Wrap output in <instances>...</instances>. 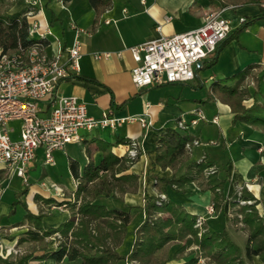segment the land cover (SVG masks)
Instances as JSON below:
<instances>
[{
	"label": "crops",
	"instance_id": "obj_1",
	"mask_svg": "<svg viewBox=\"0 0 264 264\" xmlns=\"http://www.w3.org/2000/svg\"><path fill=\"white\" fill-rule=\"evenodd\" d=\"M41 1L50 13L49 25L56 28L48 37L47 53L53 55L59 50H65L75 38H78L82 45L80 70L60 84L58 93L76 96L87 105L89 114L94 117L110 111L116 118L147 116L151 123L147 129H142L140 122L134 121L125 122L115 130L104 128L91 132L82 131V140L79 143L68 144L63 150L55 152L54 156H63L66 163L65 167L59 170L58 176L46 170L45 167L53 168L57 164L55 162L52 166L45 165L40 150L26 176L28 178L29 174L32 175L39 163L42 164L43 171L38 182H30L27 179L26 200H32L28 202L31 214L36 215L41 210L46 214L41 220L43 230L58 228L70 220L71 210L65 202L76 200L75 192L85 172L91 165H99L105 152H111L119 158L127 156L131 138L139 143L140 155L127 171L117 173L116 177L128 173L135 175L138 178L137 185L134 187L125 184L124 192L116 190L110 196L101 194L92 199V203L106 209L133 208V213H141L145 197L156 196V193L160 192L162 185L159 179L170 177L173 173L169 168L163 170L154 166L156 145L167 129H179L193 140L199 139L203 143L210 140L215 142L206 147H201L202 144L194 146L188 151L179 167V174L184 173L189 164L205 160L213 165L217 178L227 183L226 210L239 208L238 204H235L238 192H241L240 196L246 192L257 201L254 207L258 212L264 211V132L248 123L235 122L230 106L221 102L215 92L218 85L237 84L238 78L231 77L249 67L250 73L242 83L243 87L248 88L249 83L257 86V79H264V21L257 20L260 15L258 6L246 5L220 11L221 15L233 22L230 34L240 26L237 22L239 18L254 21L223 46L212 66H203L202 62L197 67L194 80L139 88L132 81L131 69L135 63L130 48L161 36L181 34L200 27L206 16L215 13L218 8L216 5L211 4L209 0H109L108 5L99 7H94L90 0ZM12 2L8 13L25 10L24 0ZM262 3L264 6V0ZM62 11L68 14L67 23L60 15ZM96 53H109L110 56L97 59L94 56ZM255 98L259 100L260 96L249 97L243 102L244 105L250 107ZM197 110L206 120L198 122L196 126L203 123L206 130L199 128L198 132L193 134L190 132V124L181 116L188 114L192 119L193 112ZM215 117L217 123L211 122ZM181 120L186 123V129L178 127ZM72 164L77 166L80 178L74 175ZM8 173L7 170L0 169V245L7 246L15 245L16 239L8 240L4 238L3 233L18 227L16 225L20 222L22 225L19 226H29L26 211L23 209L21 220L17 223L13 216L9 217L14 202L21 198L16 195L14 200L5 199ZM49 183L59 186L62 195L56 196ZM197 188L196 184L192 183L186 185L188 192L185 194L168 189L166 195L170 201L181 204L188 213L202 216L206 214L207 206L213 202V193ZM168 191L174 196L170 197ZM54 205L60 206V209H54ZM16 208L17 212L19 205ZM219 218L220 216L215 220L211 219L208 225V217L205 225L210 229L226 225V211L223 223H220ZM136 219H141V215ZM24 234L25 232L23 236ZM9 235L15 236V232ZM127 240L125 237L120 249L125 248ZM22 245L29 248L31 243ZM53 248L55 247L50 246V249ZM42 264L72 263L66 260L61 263L45 260ZM116 264L127 262L118 261Z\"/></svg>",
	"mask_w": 264,
	"mask_h": 264
},
{
	"label": "trees",
	"instance_id": "obj_2",
	"mask_svg": "<svg viewBox=\"0 0 264 264\" xmlns=\"http://www.w3.org/2000/svg\"><path fill=\"white\" fill-rule=\"evenodd\" d=\"M90 2L94 7H99L108 5L109 0H90ZM209 2L218 7L213 14H219L221 10L227 8L256 5L260 8L257 20L264 21L262 0H209ZM12 5V0H0L2 52L13 51L19 45L28 47L36 42L35 38L28 37L29 21L24 15L26 9L10 14L8 10ZM252 21L254 20H246L232 34L229 33L218 46L216 55L202 61L203 66H212L223 46L244 31ZM250 68L231 77V79L238 78L237 84L218 85L215 92L221 102L230 106L235 122L248 123L264 132V79H257L256 90L253 93L242 86L250 73ZM251 96H260V99L255 98L254 103L246 107L243 102ZM191 140H193L191 136L179 129H167L160 137L155 149L154 166H159L163 170L169 168L173 172L170 177L159 179L162 185L160 192L166 193L171 189L185 194L188 192L186 185L192 183L196 184L200 191L210 190L213 193L212 203L215 212L220 216V223H223L227 183L217 178L216 171L206 173L213 165L200 160L189 164L185 172L179 174V167L188 153L186 144ZM134 161L127 156L119 158L113 156L111 152H105L102 162L97 166L91 165L85 172L83 180L78 183L76 200L65 202L70 207L71 218L58 228L43 230L41 220L44 215L41 211L34 216L28 212L26 204L20 199L14 202L9 217L14 216L16 207L21 205L27 211L26 217L30 225L25 236L18 243L21 245L29 242L34 246L30 251L16 258L0 254V264H30L31 261L45 260H54L58 263L66 260L72 264H115L120 260L137 264H166L169 261L167 247L173 241L182 243L180 249L173 255L175 260H181L186 248L193 244L198 246V250L191 252L180 264H196L198 257H194L193 253L198 252L207 258V264H250L254 257H259L261 264H264V221L254 207L257 201L246 192L242 193V197L252 199L255 203L240 208L244 223L249 229L248 239L243 248L233 240L225 224L220 227L221 229H210L205 226L198 236L199 229L195 226L197 216L188 213L181 204H175L168 197L165 200H160L158 196L145 197L146 201L141 213H133V208L106 209L93 204L92 199L101 194L110 196L116 190L124 192L125 184L134 187L137 185L138 178L135 175L128 173L116 177L117 173L127 171ZM72 171L77 178H80L77 166L73 164ZM27 193L28 188L24 187L17 197H25ZM158 212H165L168 216L158 217L156 216ZM138 215H141V219L134 223ZM174 224L178 227L176 233L172 234L168 229ZM19 225H22V222L17 223L16 226ZM56 233L60 234L59 244L50 249L47 239ZM125 237L128 238L125 248L120 249Z\"/></svg>",
	"mask_w": 264,
	"mask_h": 264
},
{
	"label": "built area",
	"instance_id": "obj_3",
	"mask_svg": "<svg viewBox=\"0 0 264 264\" xmlns=\"http://www.w3.org/2000/svg\"><path fill=\"white\" fill-rule=\"evenodd\" d=\"M40 2L24 0V15L29 21L28 37L35 38L36 42L28 47L19 45L13 51L2 52L0 49V169L11 171L24 182L27 181L28 168L40 150L42 162L52 166L55 164V152L63 150L68 144L79 143L82 131L104 128L115 130L125 122L134 121H139L142 129L151 126L147 116L116 118L110 111L103 112L99 117L91 116L87 105L76 96L58 93L60 84L79 72L82 45L75 38L65 50L53 55L47 53L48 37L52 31L42 19L43 12L38 9ZM221 14L206 16L198 28L172 36H161L131 47L135 63L131 69L134 84L145 88L194 80L198 63L202 64L203 60L216 55L218 46L233 27L232 20ZM245 21L243 17L237 20L239 25ZM94 56L100 59L108 58L110 54L96 53ZM193 115L190 125L196 126L198 122L206 120L199 110L194 111ZM11 121H22L17 141L10 137L13 129L6 127ZM211 122L217 123V118ZM186 126L183 120L178 122L179 128L186 129ZM202 143L199 139L191 140L186 144V149L190 151ZM208 143L215 144L211 140ZM139 155L140 145L131 138L127 157L136 160ZM211 172H215L212 167L206 171L207 174ZM51 187L56 196L62 195L59 186L52 184ZM240 193L237 200L239 208L255 203L254 200L242 198ZM158 197L160 200L167 199L166 194ZM53 208L60 209V206L54 205ZM205 215L215 216L213 203L207 206ZM260 217L264 221V211L260 212ZM205 221L204 215L197 216L195 226L200 227ZM19 252L16 246H12L4 251V256L17 255ZM30 264L39 262L31 261Z\"/></svg>",
	"mask_w": 264,
	"mask_h": 264
},
{
	"label": "rangeland",
	"instance_id": "obj_4",
	"mask_svg": "<svg viewBox=\"0 0 264 264\" xmlns=\"http://www.w3.org/2000/svg\"><path fill=\"white\" fill-rule=\"evenodd\" d=\"M38 9L39 10L41 9L42 12H43V18L42 19L47 24H49V21H50L49 20L50 19V13L47 11L46 6L43 4V1L40 2L39 6H38ZM60 15H61L62 19L65 20L66 23H67L68 14L65 11H62L60 13ZM50 29H51L52 33H54V30L56 28L50 26ZM249 88H250V93H253L256 90V84H250L249 83L248 89ZM181 117H182V119L184 121L187 122V124L190 123L191 118H190V116L188 114H184ZM190 126L192 128V129L190 128L191 129L190 132L193 133V134H196L198 132L199 128H202V129L206 130V128L203 127L204 126L203 123H201L200 125H198L196 127H194V125H190ZM6 127H7V129H13V132H10L11 139L14 140V141L19 140V138H20V134L19 133H21V130H22V121H11V122H8L6 124ZM211 141H213V140H211ZM206 146H211V144H209V143H202V145H201V147H206ZM54 159H55V162H56L57 166L56 167H53V168H49V167H45V168H46V170H48L49 172H51L53 175L58 176L59 175L58 174L59 170L62 169V168H64L65 165H66V163H65V160H64L63 156H59L58 157L57 155H55L54 156ZM42 168H43L42 164L39 163L37 165V167H36V170L32 173V175L29 174L27 179H29L30 182H32L34 180H37V182H38L39 181L38 179L41 178V174H42V171H43ZM8 172H9L7 174V177L8 178H7L6 183H5V185L7 184V188H6L5 185L3 186V187L6 188L5 189L6 190L5 191L6 192L5 199L12 198L14 200V199H16V195L23 190L24 186L27 187L26 184H28V183L27 182L24 183V179H21V178L17 177L11 171H8ZM48 185L50 186L51 184L49 183ZM160 194H166V193H164L162 191L161 192H157L156 193V196H158ZM168 194H169L170 197H173L174 196V194L171 193V191H168ZM20 198H21V202L22 203H25L26 206H27V208H28V206H29V203L28 202H31L32 200L31 199L30 200H26V196L25 197H20ZM121 199L123 200V197ZM235 204H238V203H235ZM144 205H145V202H144ZM144 205L142 206V208L144 207ZM251 205H253V204H251ZM230 206H236V205H230ZM247 206H250V205H247ZM22 209L24 210V208H22V206L19 205L18 211L13 216V219H14V221H16V223H17V221H20L21 220V217L20 216H21ZM224 210L226 211V215H227V219H228V221L226 223V227H227L230 235L233 236V240L241 248H243L245 246V243H246V241L248 239V235H249V229H248L247 225L244 223L243 214L240 212V208H238V207H235L232 210L229 209L230 212L228 210H226V207L224 208ZM28 212H29V210H28ZM41 212L43 213L42 210H41ZM38 214H36L34 216H37ZM43 215H44L43 217L46 216V214H44V213H43ZM259 215H260V213H259ZM156 216H158V217H166V216H168V214L165 213V212H158V214ZM218 216L219 215L216 214V212H215V216L213 217L214 220ZM239 216H241V217H239ZM204 217H205L206 220L208 219V216L207 215H204ZM213 218L212 217H209V219L207 220L208 225H210L211 219H213ZM137 222L138 221L135 218L134 223H137ZM207 222L205 221L203 225H201L200 227H198V229H199L198 230V236L201 235V232L204 230L205 226L207 227V225H205V223H207ZM28 224H29V222H28ZM177 227L178 226H175V224H174V225H172L168 229V231H170L172 234L173 233H176ZM220 227H216L215 226L214 228L221 229ZM29 228H30V225L27 226V227L18 226V227H15L13 230H10V231H8L6 233H3L4 238H6L8 240H15L16 239V244L15 245H8V246L7 245H0V248L2 249V251L0 250V254L2 256H4V251L6 252V250L11 249L12 246H16L18 248V250H20V252L17 255H11L10 256L11 258L20 257V256L24 255L25 253H27L28 251H30L31 248L34 246L32 243H31V246L29 248H24L23 245H22L24 243H22L21 245L18 243L19 240L21 241V239L23 238V237H21V235L23 236V233L24 232H27L26 230H28ZM11 232H15V236H10L9 234ZM59 236H60V234H55L53 237L47 239L48 244L50 246H52V247L58 246V244H59V240L58 239H60ZM181 245H182V243L176 242V241H173V242H170L169 243V245L167 247L169 261L166 264H180L181 261L183 262L186 258L189 257V254H191V252L198 250V246L196 244H193L190 247H188V248L185 249L184 256L181 258V260H175L173 258V255L175 254V251H178L180 249ZM193 254H194V257H198V260H197V263L196 264H207L206 263L207 262V258H205L202 255H200L199 252L198 253H193ZM120 261L127 262L125 260H120ZM38 262H39V264H42L43 263V261H38ZM127 264H137V263L136 262H133V263L127 262ZM250 264H261V261H260L259 257H257V258L254 257L252 263H250Z\"/></svg>",
	"mask_w": 264,
	"mask_h": 264
},
{
	"label": "water",
	"instance_id": "obj_5",
	"mask_svg": "<svg viewBox=\"0 0 264 264\" xmlns=\"http://www.w3.org/2000/svg\"><path fill=\"white\" fill-rule=\"evenodd\" d=\"M201 65V62L200 63H198V66H200Z\"/></svg>",
	"mask_w": 264,
	"mask_h": 264
}]
</instances>
